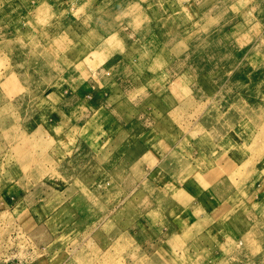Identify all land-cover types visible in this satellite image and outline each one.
I'll list each match as a JSON object with an SVG mask.
<instances>
[{"label": "rangeland", "instance_id": "1", "mask_svg": "<svg viewBox=\"0 0 264 264\" xmlns=\"http://www.w3.org/2000/svg\"><path fill=\"white\" fill-rule=\"evenodd\" d=\"M138 139L221 204L208 195L175 233L180 208L166 173L137 170ZM52 200L65 205L36 232L27 209L43 219ZM11 260L264 264V0H0Z\"/></svg>", "mask_w": 264, "mask_h": 264}, {"label": "crops", "instance_id": "2", "mask_svg": "<svg viewBox=\"0 0 264 264\" xmlns=\"http://www.w3.org/2000/svg\"><path fill=\"white\" fill-rule=\"evenodd\" d=\"M104 27L107 28V26H104ZM140 142H141V140L138 139V141L136 143V147H135L136 149H132V153H131L132 156L131 157H133V163H135L136 166H138L137 170H139L141 168V166H142V168L146 169L147 174H149V173H153V174L154 173H158V174L159 173H166V176H167L166 180L168 182V185H166V187L168 188L167 193L169 195L172 194L170 196H173L176 199L175 206L179 207L180 211H181L177 218H174L173 220L171 219L173 221L172 223H174L173 225L177 226L176 228L173 229L175 233H178L179 231H181V229L183 227L186 229L187 225L189 224V221L187 218V215H188L187 211H191L189 209V207H191V208L195 207V209H198V207H200V204L203 205L204 202H206L205 197H208V195L211 198L215 197V199H216V203L213 205L212 208L221 204V200L218 197L219 191L215 192V193H212L213 191H210L211 192L210 193L209 190L207 189L209 194L204 193L203 192L205 190L204 185L200 184L198 181L190 179L189 176L187 178V177L182 175L183 172L187 171V170L182 169V168H187L188 162H186L185 165L184 164L182 165L180 163L181 161L179 162V161L172 160V157H169V155L166 153L160 161L154 162L155 164L153 165V160L156 161V158H154V157H156V156L159 157V155H157V154L152 155V153H150L148 151H139L138 149H139V146L141 145ZM177 162H179V163H177ZM123 168H124V166L116 168L115 173L118 172L119 174H121ZM168 168H170V169H168ZM171 168H174L173 171L171 170ZM174 173H176V174H174ZM148 176L150 177V175H148ZM148 176H145V177H148ZM146 180H148V179H146ZM205 184H206V182H205ZM106 185L109 186L110 184L106 183ZM164 187H165V185H164ZM153 189L156 192V189L155 188H153ZM85 199L82 200L83 203H86ZM86 200L88 202V199H86ZM78 201H80V200H77L75 197H73L71 202L68 203V205L75 204V206H76L79 203ZM56 205H58V203H56V201H53L52 204H46L45 203L42 205L43 207H46L47 211H49V213H47V216H45L43 219H40L39 215L31 212L32 211L31 208L27 209V210H30V213L29 212L28 213L31 215V217L29 218V221L32 225L35 226L36 232H40V230L43 229V226L45 225V223L47 221H50V219H52L53 217H55L57 215L56 212L63 205H65V203L61 204V206H56ZM24 212H25V210H23V213ZM182 215H184V216H182ZM191 216H192V214H191ZM192 217L196 218V216H194V215ZM210 217H211V221L216 220L214 215L210 216ZM207 220L210 221L209 217L207 218ZM102 222H104V220ZM169 233H171V231ZM172 235H174V234H172ZM99 252H100V254L104 253V251L102 249H99ZM98 262H101V260H98ZM4 264H16V263L14 262V260H11L10 262L4 263Z\"/></svg>", "mask_w": 264, "mask_h": 264}, {"label": "bare ground", "instance_id": "3", "mask_svg": "<svg viewBox=\"0 0 264 264\" xmlns=\"http://www.w3.org/2000/svg\"><path fill=\"white\" fill-rule=\"evenodd\" d=\"M59 40H60V39H59ZM59 40H58V41H59ZM185 177L188 178V175H186ZM184 179H185V178H184ZM184 179H183V180H184ZM190 185H191V184H190ZM137 192H138V191H137ZM237 204H238V203H237ZM240 205H242V202H240ZM229 210H230V209H229ZM227 212H228V210H227ZM244 212H245V211H244Z\"/></svg>", "mask_w": 264, "mask_h": 264}]
</instances>
